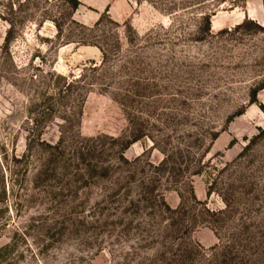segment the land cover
Returning a JSON list of instances; mask_svg holds the SVG:
<instances>
[{
    "label": "rangeland",
    "instance_id": "374dc122",
    "mask_svg": "<svg viewBox=\"0 0 264 264\" xmlns=\"http://www.w3.org/2000/svg\"><path fill=\"white\" fill-rule=\"evenodd\" d=\"M80 1L0 0V264H264V0Z\"/></svg>",
    "mask_w": 264,
    "mask_h": 264
},
{
    "label": "trees",
    "instance_id": "16d2710c",
    "mask_svg": "<svg viewBox=\"0 0 264 264\" xmlns=\"http://www.w3.org/2000/svg\"><path fill=\"white\" fill-rule=\"evenodd\" d=\"M73 3V6L78 7L81 3L80 0H70ZM253 101H258L257 97H253Z\"/></svg>",
    "mask_w": 264,
    "mask_h": 264
}]
</instances>
